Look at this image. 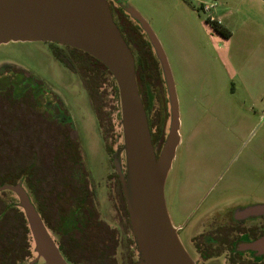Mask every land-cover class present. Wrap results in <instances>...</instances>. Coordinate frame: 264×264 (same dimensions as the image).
Wrapping results in <instances>:
<instances>
[{"label":"flooded vegetation","instance_id":"af4514ba","mask_svg":"<svg viewBox=\"0 0 264 264\" xmlns=\"http://www.w3.org/2000/svg\"><path fill=\"white\" fill-rule=\"evenodd\" d=\"M110 6L122 33L126 18H122L115 2L110 1ZM58 45L52 54L65 67L55 53L77 67L80 58L89 61L81 51ZM69 70L79 75L77 70ZM159 80L157 74L145 71L138 85L152 134L160 117ZM100 130L113 168L107 195L115 215L118 214L117 220H108L103 214L99 187L88 169L77 126L63 99L29 70L7 64L0 67V148L8 150V154L14 149L24 151L25 176L21 180L27 183L25 189L62 256L68 264H139L122 181L114 166V146L109 144L110 135L107 133L106 137L101 127ZM152 139L158 154L161 135ZM208 168L202 175L204 179L200 175L202 181L195 184L194 194H182L181 186L176 185L183 197L180 202L176 194L178 198L173 203L184 221L173 224L186 250L197 264H264V211L250 212L264 206V202L250 185L239 189L236 181L194 204L196 195L217 175V165ZM9 173L14 175L13 170ZM2 242L4 257L19 264L34 260L23 257V249L16 248L18 244L12 238L6 237ZM261 242L263 245L258 246ZM25 259H29L27 263H21Z\"/></svg>","mask_w":264,"mask_h":264},{"label":"rangeland","instance_id":"374dc122","mask_svg":"<svg viewBox=\"0 0 264 264\" xmlns=\"http://www.w3.org/2000/svg\"><path fill=\"white\" fill-rule=\"evenodd\" d=\"M122 1L152 27L176 83L181 142L165 187L173 223L184 221L173 203L176 194L180 202L183 193L194 194L195 184L204 179L202 175L210 165L218 166L217 175L201 192L197 191L194 204L236 181L239 189L250 185L264 202V83L249 91L245 80H233L243 71L248 55L235 52L230 39L208 22L214 10L203 9L221 0ZM57 47L43 42L2 45L0 67L7 64L29 70L63 99L77 126L88 169L99 187L103 214L108 220H117L107 195L113 168L98 118L81 77L52 54ZM159 94L163 99L159 108L164 115L167 100L163 87ZM117 135L109 142L114 149L118 147ZM176 185L181 186L182 194L176 191Z\"/></svg>","mask_w":264,"mask_h":264},{"label":"water","instance_id":"95a60500","mask_svg":"<svg viewBox=\"0 0 264 264\" xmlns=\"http://www.w3.org/2000/svg\"><path fill=\"white\" fill-rule=\"evenodd\" d=\"M110 1L140 24L160 63L169 118L158 154L137 82L135 57L114 21ZM35 42L58 43L88 54L109 70L117 84L121 120L113 159L139 264H197L180 239L166 200L167 179L181 142L180 106L167 55L148 21L122 0H0V46ZM2 191L16 195L28 222L36 254L29 264H68L23 180L1 187ZM257 211H264V206L250 210Z\"/></svg>","mask_w":264,"mask_h":264},{"label":"trees","instance_id":"16d2710c","mask_svg":"<svg viewBox=\"0 0 264 264\" xmlns=\"http://www.w3.org/2000/svg\"><path fill=\"white\" fill-rule=\"evenodd\" d=\"M119 10L121 11L122 18L124 20L126 18L122 34L135 57L138 85L140 82V75L144 76L145 71L149 74H157L160 79L158 85L159 92L161 91V87H163L164 95L167 100L166 86L162 76L160 63L154 54L153 47L146 33L143 31L140 24L133 20L123 9L119 8ZM208 22L212 25L214 30L221 33L226 38L230 37V32L221 24L212 22L210 19ZM80 53L85 55L89 61H83L80 58L78 60V67L62 55L60 56L58 53H55V56L58 57L67 68L74 71L77 70L83 80L93 109L98 117L101 129L106 133V137L108 133L111 141H113V137L119 133L117 132V126L121 120L120 99L117 84L114 81L112 74L102 63L86 53ZM161 97V94H159L158 98L160 100L157 104L158 108L163 102ZM158 112L160 116L159 122L158 125L153 127V134H151L152 138L156 134L161 135L160 142L163 143L169 118L168 107L164 115L161 113L160 108ZM114 114L116 115L114 116ZM158 138L159 137H157V139ZM113 150L115 151V149ZM13 151V153L8 154V150L0 148V187L5 185H16L25 176L24 151L22 149H14ZM11 170H13L14 173L12 177L9 173ZM35 184L39 186L38 181H35ZM26 185L27 183L25 182V188H27ZM18 202V198L14 193L10 191L0 193V246L3 244L2 240H5L6 237L12 238V240L18 244L16 248L21 246V249H23V251L20 250L22 251L21 254H23V257H29L32 259L36 256L33 247V240L25 214L23 210L18 207ZM7 207L12 208L6 209ZM5 255V253L0 254V260H2L1 262L3 264H19L18 261H15L13 258L10 260V257H4ZM28 260L29 259H25L21 261V263H27Z\"/></svg>","mask_w":264,"mask_h":264},{"label":"crops","instance_id":"0c3cea01","mask_svg":"<svg viewBox=\"0 0 264 264\" xmlns=\"http://www.w3.org/2000/svg\"><path fill=\"white\" fill-rule=\"evenodd\" d=\"M215 4L213 17L230 32L231 46L236 53L248 55L243 71L233 80H245L251 91L264 83V0H221Z\"/></svg>","mask_w":264,"mask_h":264},{"label":"built area","instance_id":"2783aa9c","mask_svg":"<svg viewBox=\"0 0 264 264\" xmlns=\"http://www.w3.org/2000/svg\"><path fill=\"white\" fill-rule=\"evenodd\" d=\"M215 6H216V4H212V5H210V6H205L203 9H204L205 11L209 12V11H211V9L214 8ZM210 20H211L212 22H217V23L221 24V22H220V21H217L213 16H210Z\"/></svg>","mask_w":264,"mask_h":264}]
</instances>
